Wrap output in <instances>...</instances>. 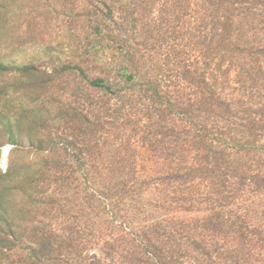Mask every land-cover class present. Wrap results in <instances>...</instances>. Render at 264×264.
I'll list each match as a JSON object with an SVG mask.
<instances>
[{"label":"trees","instance_id":"obj_1","mask_svg":"<svg viewBox=\"0 0 264 264\" xmlns=\"http://www.w3.org/2000/svg\"><path fill=\"white\" fill-rule=\"evenodd\" d=\"M47 15L56 40L1 38L0 264H264V0Z\"/></svg>","mask_w":264,"mask_h":264},{"label":"rangeland","instance_id":"obj_2","mask_svg":"<svg viewBox=\"0 0 264 264\" xmlns=\"http://www.w3.org/2000/svg\"><path fill=\"white\" fill-rule=\"evenodd\" d=\"M3 1H5L7 5L6 7L10 6L11 8L14 9L13 12H11V15L15 14V12L21 13L23 15L22 18L13 17L10 20V25L5 28L2 27V23L0 22V55H6L9 54L10 52V50L8 49L10 48L8 42L1 39L5 34H7V29L11 31V34L13 33L14 37L17 36L18 38H21L24 35V32L27 30V25L29 24L30 20H33L35 25V32L37 34L36 35L37 40H35L36 42H41V40L42 43L49 42L51 40H56V36H59L57 34V30L54 31L52 28H50L51 27L50 22L47 20L48 19L47 5L49 2H51V0H3ZM52 33H54V36H51ZM22 42L24 41L22 40ZM30 45H31V41H30ZM11 148H12L11 145H6L5 147L2 148L1 167L4 170L6 169L7 166L6 160ZM137 149L139 152L138 170L141 171L140 173H144V171L145 172L147 171L149 173L152 172L155 167L154 159L150 157V155L148 154L147 150L144 147L139 146ZM255 199L258 200V203L264 204V192L262 191L258 193L255 196ZM107 211H110V209L107 208ZM259 214L262 215L264 214V212H261ZM108 224L112 225V227L115 229L114 233L116 234H119L121 232L125 233L123 231V228L124 230H126V232L130 230L129 225L126 224L121 225V220L119 218L113 219L112 216L110 217V220H104L103 227H106Z\"/></svg>","mask_w":264,"mask_h":264}]
</instances>
